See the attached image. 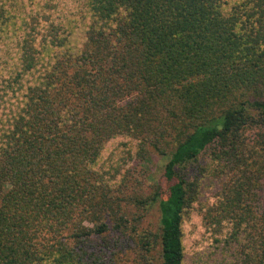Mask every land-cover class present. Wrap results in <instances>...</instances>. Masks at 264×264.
Here are the masks:
<instances>
[{
  "label": "trees",
  "instance_id": "16d2710c",
  "mask_svg": "<svg viewBox=\"0 0 264 264\" xmlns=\"http://www.w3.org/2000/svg\"><path fill=\"white\" fill-rule=\"evenodd\" d=\"M82 1L84 25L61 12L19 49L30 79L0 121V264H184L199 183L174 167L176 195L136 196L127 217L120 158L105 168L121 136L138 162L169 136L166 170L201 155L231 170L212 214L228 264H264V0ZM153 206L156 229L141 220Z\"/></svg>",
  "mask_w": 264,
  "mask_h": 264
},
{
  "label": "rangeland",
  "instance_id": "374dc122",
  "mask_svg": "<svg viewBox=\"0 0 264 264\" xmlns=\"http://www.w3.org/2000/svg\"><path fill=\"white\" fill-rule=\"evenodd\" d=\"M82 0H0V121H8V110L22 97L24 88L21 82L27 83L30 76L18 68L19 49L25 39L38 43L43 37L39 31L43 24L50 23L53 16L65 13L70 25L76 29L84 25L79 10ZM41 14L30 23L29 18ZM46 11L43 16V12ZM47 13H51L47 14ZM77 18V20H76ZM76 25V26H74ZM38 55L48 57L53 51L43 50L38 46ZM168 134V131H167ZM153 139V138H152ZM138 141V140H137ZM137 141L128 136H121L118 143L108 145L105 152V168L120 158L121 165L114 170L115 194H122L123 207L127 217L131 212H138L133 204L134 197L173 198L176 195L175 180L172 169L181 170L189 180H197L198 195L192 208L184 215L182 221L183 244L186 251L184 264H228L233 259V242L225 245L228 224L217 225L212 214L217 210V204L222 191L231 182L232 172L223 167L222 162L211 159L206 155L198 157L197 161L186 165L174 164L168 171L172 153V139L167 136L166 153L161 155L155 151L148 154L145 160L138 162L133 151L137 149ZM111 149L113 151H111ZM119 190V192H116ZM113 192V193H114ZM126 206V207H125ZM141 218L144 224H150L153 229L158 227V210L156 206L148 209ZM142 212V210H140ZM147 264H157L150 260Z\"/></svg>",
  "mask_w": 264,
  "mask_h": 264
}]
</instances>
